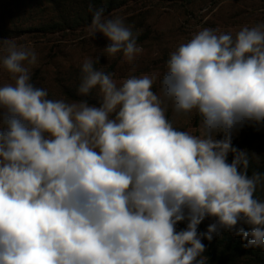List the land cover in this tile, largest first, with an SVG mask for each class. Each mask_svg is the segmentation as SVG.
Masks as SVG:
<instances>
[{
    "label": "clouds",
    "instance_id": "1",
    "mask_svg": "<svg viewBox=\"0 0 264 264\" xmlns=\"http://www.w3.org/2000/svg\"><path fill=\"white\" fill-rule=\"evenodd\" d=\"M89 12V37L133 61L138 33ZM0 53L14 80L0 86V264H208L203 240L221 230L264 249V173L249 176V152L233 145L264 125V23L198 31L170 53L159 93V74L118 86L100 57L85 59L77 95L98 90L96 103L50 99L31 82L29 47L0 39ZM192 113L198 135L175 126Z\"/></svg>",
    "mask_w": 264,
    "mask_h": 264
},
{
    "label": "rangeland",
    "instance_id": "2",
    "mask_svg": "<svg viewBox=\"0 0 264 264\" xmlns=\"http://www.w3.org/2000/svg\"><path fill=\"white\" fill-rule=\"evenodd\" d=\"M109 14L123 18L133 33H138L137 46L142 51L131 62L124 60L122 52L109 57L103 51L107 39L102 34H97L96 38L89 37L87 27L77 32L53 35L28 33L13 39L18 46L23 45L36 52L37 64L30 67L31 74L39 70L41 84L51 99H61L60 86L70 79L75 81L79 78L85 59L95 61L97 57H100V63L94 66L111 73L118 86L130 76L159 74L153 86V91L159 93V78L166 71V61L181 43L204 28L232 32L235 36L245 26L251 28L264 23V0H189L183 4L138 0ZM10 83H14L12 74L0 65V86ZM97 91L92 92L96 100ZM167 115L173 119L170 107ZM194 117L195 113L181 117L175 120V126L198 135L200 124H194ZM247 126L249 124L244 125L234 138L239 137ZM255 149L258 152L264 150V142Z\"/></svg>",
    "mask_w": 264,
    "mask_h": 264
},
{
    "label": "trees",
    "instance_id": "3",
    "mask_svg": "<svg viewBox=\"0 0 264 264\" xmlns=\"http://www.w3.org/2000/svg\"><path fill=\"white\" fill-rule=\"evenodd\" d=\"M138 0H0V39H16L28 33L50 35L55 33L77 32L91 22L92 14L89 7H105L106 15L116 11L129 3ZM169 3H186L189 0H160ZM139 40H142L140 38ZM81 75L77 80H68L60 86L61 99L66 102L88 99L90 103H96L91 96L80 97L77 95ZM31 82L40 88H44L42 77L38 70L31 74ZM45 89V88H44ZM51 99V97L49 96ZM194 124H200V118L195 114ZM264 142V125L249 124L244 128L239 137L233 139V145L246 149L249 152L250 164L248 175L253 172L264 173V150L258 152L256 146ZM232 160L229 154V163ZM264 201V186H258L254 194ZM212 219H206L199 226V231L204 232ZM249 230L247 225H242ZM186 227L185 223L177 225L178 230ZM206 245L205 256L208 264H264V249H248L244 242L232 232L221 230L213 240H203Z\"/></svg>",
    "mask_w": 264,
    "mask_h": 264
}]
</instances>
